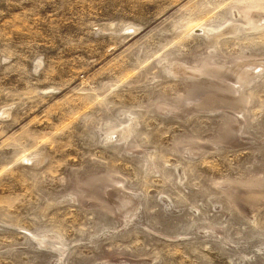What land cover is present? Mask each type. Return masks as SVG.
<instances>
[{
	"label": "rangeland",
	"instance_id": "1",
	"mask_svg": "<svg viewBox=\"0 0 264 264\" xmlns=\"http://www.w3.org/2000/svg\"><path fill=\"white\" fill-rule=\"evenodd\" d=\"M0 264H264V0H0Z\"/></svg>",
	"mask_w": 264,
	"mask_h": 264
}]
</instances>
